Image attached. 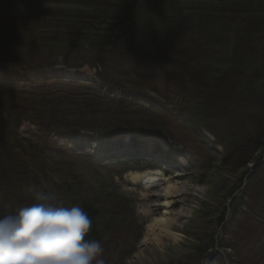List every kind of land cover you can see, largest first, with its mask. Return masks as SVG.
Here are the masks:
<instances>
[{"label":"rangeland","instance_id":"rangeland-1","mask_svg":"<svg viewBox=\"0 0 264 264\" xmlns=\"http://www.w3.org/2000/svg\"><path fill=\"white\" fill-rule=\"evenodd\" d=\"M112 1L117 0H1L0 51L3 50L5 56H0V93L4 80L36 82L42 76L61 79L66 75L93 80L100 86L106 76L115 77L124 88L142 89L146 93L144 102L128 96L122 88L110 85L101 88L108 95H125L131 103L153 107L158 119L142 127L140 142L152 141L163 148L164 167L169 171L168 175L162 172L164 179L150 177L154 184H148L147 180L139 184L140 181L131 179L132 173L125 176L118 189L111 186L107 176L96 182L112 197L106 203L99 201L103 210L120 211V215L128 213L129 216L128 223L114 230L112 246L108 254H103L106 264H224L222 250L231 254L234 264H264V149L259 148L264 143L261 136L264 128L258 125L256 133V125L249 124L256 134L250 145L249 139L244 141L245 136L237 139L230 136V143L237 147L235 155L221 145L226 140L222 129L216 128L219 139L206 130L216 124L210 123L203 108L194 100L200 93L211 100L216 98L217 83L221 81L232 89L226 94L227 101L237 96L232 106L238 112H245L252 103L250 85L264 94V43L256 45L245 39L249 19L264 23V0H247L244 8L250 10L253 17L246 19V24L234 20L239 0H119L120 5L113 7ZM138 8V17L131 20ZM114 9L115 15L110 12ZM106 12L116 19L108 21ZM247 15L248 12L244 18ZM149 25L159 33H150ZM262 27L258 25L259 29ZM222 45L226 47L223 52ZM22 49L19 63L17 57ZM226 51L229 54H224ZM120 52L129 61L119 63L124 74L116 76L113 72L118 71L111 72L110 68L116 69ZM102 56L107 70L89 63L94 59L98 62ZM35 58L37 64L31 65ZM53 59L58 65L51 67L48 63ZM175 63L177 66L173 67L181 66L179 77L168 68L172 69ZM245 63L257 65L258 69ZM79 67L82 68L78 70ZM187 67L196 69L194 76L182 70ZM229 68L245 71L244 81L217 75L218 70L231 71ZM144 75L151 77L148 82ZM59 82L54 83H63ZM260 105L257 100V106ZM0 108L3 109L0 111L2 215L29 204L32 200L28 191L30 185L55 190L64 180L72 178L83 161L62 155L59 147L66 145L62 142L56 143L54 150L47 148L49 137L38 134L28 121H23L16 129V115L5 109L1 94ZM8 125L13 128L4 132L3 127ZM18 134L22 139L32 138L37 145V154L31 155L27 172L24 171L28 161L18 154L22 150L15 140ZM258 135L260 140L256 143ZM54 141L52 137L50 143ZM97 147L98 141H93L79 152L88 155ZM113 150L110 148L111 152ZM169 152L183 155L182 164L186 168L175 164L174 155ZM145 157L154 162L157 156ZM183 173L186 177L174 183L186 192V205L168 210L166 216L177 219L172 231L177 239L172 236L160 244L144 240L151 234L148 228L153 220L166 213L164 207L161 208L164 200L153 201L152 206L160 209L153 213L146 197L162 195L168 178ZM86 175L95 187L89 172ZM118 195L129 200L128 205L117 202ZM180 198L183 200L176 196L175 202Z\"/></svg>","mask_w":264,"mask_h":264},{"label":"trees","instance_id":"trees-1","mask_svg":"<svg viewBox=\"0 0 264 264\" xmlns=\"http://www.w3.org/2000/svg\"><path fill=\"white\" fill-rule=\"evenodd\" d=\"M1 1V0H0ZM5 1V0H4ZM224 1H221L223 3ZM248 2L247 0H239L238 9L234 10L236 17L234 20H238V23L246 24V19L252 18L253 14L250 10L244 8V5ZM111 6H115L116 4L120 5L119 0L112 1ZM104 11V10H103ZM139 8L134 11V17L131 19H136L137 12ZM105 12V11H104ZM114 15L116 14L115 9L110 11ZM248 12L247 18H244V15ZM107 14V20L112 21L116 19L113 14ZM184 16V15H183ZM182 16V17H183ZM173 20H175L172 17ZM187 18H185L186 20ZM257 19H249L248 24L249 30L245 39L249 42H255L257 44L264 43V23ZM167 24L168 22L172 24L170 20H164ZM176 21H173L175 24ZM262 24L263 27L261 29L258 28V25ZM148 31L152 34L159 33L157 30H153V28L149 25L147 27ZM128 32H126L127 34ZM162 33V30H161ZM146 37L147 34L144 33ZM243 40V39H242ZM115 41V40H114ZM223 52L224 45H222ZM22 49L20 54L17 57V61L21 63L22 58ZM26 51V50H25ZM232 53V52H231ZM224 54H229L226 51ZM77 55V54H76ZM239 55V53H238ZM0 56L4 57V51H0ZM119 57L117 58L115 64L116 69H111V72L118 71L117 73L113 72L116 76L123 75V69L120 66V62H128L124 55L120 52ZM34 59V63H30L31 65L37 64ZM103 56L98 59V62L94 59V62L89 61L93 66L99 65L100 68H104L107 70L106 66L103 65ZM51 67L58 65L56 59L51 60L48 63ZM252 68L258 69L257 65H253L252 63H245ZM177 64L172 65V69L170 67L169 70L173 71L174 74L177 75L181 66ZM231 71L218 70L217 75L219 77H233L235 80H239L243 82L245 78L243 75H246L245 71L235 70L229 68ZM196 69L187 67L184 69V72H190L192 76H194ZM239 71V72H238ZM107 73V72H106ZM44 77V76H42ZM39 77L36 82H24L15 84L17 85L10 88L7 91H1V96L4 98L6 102V110L10 112H14L16 117L14 123L16 128L20 124L22 120H26L32 124L37 125L40 130L44 133H57L62 135L63 133H74L73 131L77 130H87L97 132L98 134L107 135L108 133L118 134L121 132H127L128 130L133 131L135 129L134 122H137V117L135 112L133 111V104L130 103L125 97V95L121 97L105 95L103 93L102 87L107 85L113 86L114 88H123L122 83L118 81L115 77L106 76L105 80L101 86L92 80H61V79H46ZM180 79V78H178ZM59 80L63 82L62 84L54 83ZM40 82V83H39ZM52 82V83H51ZM82 84H81V83ZM93 82V83H92ZM224 82L217 83V88L219 92H216V98L210 99V97H206L204 93L198 94L194 100L198 101V105L201 106L204 112L207 114L208 120L210 123L214 124V122L218 121V124L215 126L208 127L209 132L214 134L217 139L220 138V135L216 128H220L226 134V140L221 142V144L227 149L230 150L231 153L237 154L236 146L230 143L231 137L234 139L238 138V128L241 131L240 136H245L244 141L249 139V145L253 141V137L256 135L252 129L249 128L250 123H254L256 125V133L258 132V125L263 126L262 122H264V94L258 93L259 91L252 89L250 87L254 85H250L248 91L252 93V100L249 109L245 112L235 111V107L232 104H235V97L233 100L227 101L228 92L232 91L231 87L225 86ZM249 82H246V85H249ZM215 85L212 87L214 88ZM75 90V91H74ZM227 90V91H226ZM127 94H131L128 90L124 91ZM137 93V91H136ZM135 93V94H136ZM112 97V98H106ZM236 95V94H234ZM222 98V99H221ZM257 100L261 102L260 106H257ZM61 106V107H60ZM3 110L0 108V111ZM211 111V112H210ZM214 112V113H212ZM27 113V114H26ZM77 124V125H76ZM116 124H121L120 126H115ZM133 124V126H132ZM9 128H13L12 125H8L7 127H3V131L6 132ZM6 130V131H5ZM50 131V132H49ZM231 136V137H230ZM264 138V134L261 135ZM251 138V139H250ZM15 140L18 142V147H22V150L19 151V155L28 161L27 167L24 172H27L30 169V158L31 153H29L22 144L28 143V148H35L33 141L22 139L20 136H15ZM260 140V136H257L256 143ZM260 149H264V143L259 147ZM251 161H253L251 159ZM249 164V161L247 162ZM76 177H78V181L75 183H71L66 180L63 182L62 187L66 188L67 195L71 197H75L80 200L85 207L83 208L88 216L93 221V226L90 232L88 233V237L94 236V234L99 236V227L97 226V221L101 217V211L92 205L91 203V194L88 190L84 189L85 180L81 175L80 171L77 170L75 173ZM96 222V224H95ZM245 223L242 224V226ZM235 234V233H234ZM258 250L255 251L257 253Z\"/></svg>","mask_w":264,"mask_h":264},{"label":"clouds","instance_id":"clouds-1","mask_svg":"<svg viewBox=\"0 0 264 264\" xmlns=\"http://www.w3.org/2000/svg\"><path fill=\"white\" fill-rule=\"evenodd\" d=\"M32 203L0 215V264H106L93 221L79 205L30 185Z\"/></svg>","mask_w":264,"mask_h":264},{"label":"bare ground","instance_id":"bare-ground-1","mask_svg":"<svg viewBox=\"0 0 264 264\" xmlns=\"http://www.w3.org/2000/svg\"><path fill=\"white\" fill-rule=\"evenodd\" d=\"M120 4V3H119ZM140 10V9H139ZM90 23V22H89ZM87 65V64H86ZM78 67V66H77ZM75 68V67H74ZM82 68V67H79L77 68L78 70ZM73 69V68H72ZM101 69V68H100ZM104 69V68H103ZM184 70V69H182ZM239 72V71H238ZM63 78H61L62 80H87L88 79H82L80 77H77V78H73L71 76H62ZM189 78V76H188ZM214 78V77H213ZM46 79H59L57 78L56 76H47ZM214 80V79H213ZM32 82L31 80H25V79H14L13 80V83L14 84H19V83H24V82ZM93 81V80H92ZM218 82V81H217ZM40 83V82H39ZM52 83V82H51ZM60 83V82H59ZM81 83V82H80ZM93 83V82H92ZM82 84V83H81ZM244 84V83H243ZM242 84V85H243ZM237 85V84H236ZM229 86V85H228ZM254 88V87H253ZM75 91V90H74ZM227 91V90H226ZM104 93V92H103ZM229 93V92H228ZM105 95H108L105 93ZM222 99V98H221ZM61 107V106H60ZM27 114V113H26ZM77 125V124H76ZM133 126V124H132ZM6 131V130H5ZM50 132V131H49ZM74 132V131H73ZM67 134H69L67 132ZM55 139V138H54ZM143 151V149H142ZM149 156H154V155H149ZM156 163H159L160 161L157 160V158L155 159ZM183 172V171H182ZM171 173V172H170ZM169 173V174H170ZM163 174V173H162ZM173 174V173H172ZM159 175V174H157ZM152 175L151 174H132L131 175V178L133 180H136V181H145V180H150L149 177H151ZM172 177H169L168 179V182H167V188L164 190V193L162 195H159V194H155V195H150V196H147V201L149 202V209L151 212L153 213H156L157 211H159L160 209L159 208H155V206H152L154 204L153 201H159L160 199L161 200H164L163 201V204L161 206L164 207V210H166V213L164 215H162L160 218H157L155 220H153V223L150 225V227L148 228V233H151V234H148V238L146 237V239L144 240H148V241H151V242H154L155 244H160L164 239H169V238H172L176 237V235L174 233H172L173 229L176 227L177 223V219H169L167 218L166 216L168 215V210L172 209V208H175L176 206H180V205H186L184 204L186 202V198L185 197V191L184 190H179V188L177 187V185L174 183L175 180H182L184 179L183 177H186V175L183 173L182 175L178 174V175H171ZM188 177V176H187ZM157 179H160V178H157ZM164 179V177H163ZM164 181V180H163ZM158 182V181H157ZM159 183V182H158ZM157 186V185H156ZM158 188V187H157ZM156 188V189H157ZM155 190V189H154ZM195 191V190H194ZM176 196H179V197H183V200L180 198L179 201H176L175 202V197ZM172 200V201H171ZM147 205V206H148ZM159 206V205H158ZM163 210V211H164ZM149 213V212H148ZM151 214V213H150ZM154 216V215H153ZM180 217V215H179ZM179 237V236H178ZM179 239V238H178ZM145 242V241H144ZM146 243V242H145ZM153 244V243H152Z\"/></svg>","mask_w":264,"mask_h":264}]
</instances>
